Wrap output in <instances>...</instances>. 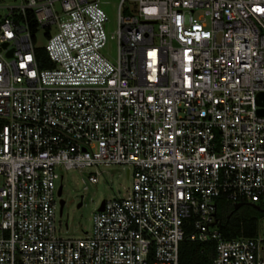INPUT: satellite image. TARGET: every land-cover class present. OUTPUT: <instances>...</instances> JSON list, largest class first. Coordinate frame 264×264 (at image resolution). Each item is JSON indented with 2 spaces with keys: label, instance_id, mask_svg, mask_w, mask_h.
<instances>
[{
  "label": "built area",
  "instance_id": "2783aa9c",
  "mask_svg": "<svg viewBox=\"0 0 264 264\" xmlns=\"http://www.w3.org/2000/svg\"><path fill=\"white\" fill-rule=\"evenodd\" d=\"M59 1L0 24V264H179L186 239L264 264V237L228 239L216 216L220 199L264 208V0H121L115 61L100 2ZM111 165L132 190L59 237L58 169Z\"/></svg>",
  "mask_w": 264,
  "mask_h": 264
},
{
  "label": "rangeland",
  "instance_id": "374dc122",
  "mask_svg": "<svg viewBox=\"0 0 264 264\" xmlns=\"http://www.w3.org/2000/svg\"><path fill=\"white\" fill-rule=\"evenodd\" d=\"M55 7L60 10V1L57 0ZM102 8L107 13L110 23L106 26L108 34V43L104 54L111 60L117 58L118 45L116 39H111L117 31L118 7L121 0H98ZM21 0H0V24L7 17H11L10 7H16ZM132 4L125 5L124 14L128 8L132 9ZM46 45L44 32L40 31L37 35L36 46L43 48ZM128 167L111 165L99 166L83 170L66 171L58 169L63 179L58 180L56 187L59 189L63 186V193L58 199V210L55 218L56 233L64 239H82L91 234L93 229V218L95 213L100 209L105 201H111L118 198L126 197L132 190L133 179L128 175ZM90 176H97L98 183L92 184ZM65 201L63 213L61 215L60 201ZM81 204L80 207H78ZM224 206H233L232 203L224 202ZM254 211H252L251 209ZM264 210V208H263ZM239 215L245 218H255L256 236L264 237V211H258L252 206H243ZM243 216V217H244ZM255 236V237H256Z\"/></svg>",
  "mask_w": 264,
  "mask_h": 264
},
{
  "label": "trees",
  "instance_id": "16d2710c",
  "mask_svg": "<svg viewBox=\"0 0 264 264\" xmlns=\"http://www.w3.org/2000/svg\"><path fill=\"white\" fill-rule=\"evenodd\" d=\"M28 19L32 33L35 35L37 32L36 21L33 14L30 12L28 14ZM36 54L41 62V67H45L47 55L44 49H37ZM224 202H226L224 199L217 201L216 213L222 234L228 239L239 237L254 238L257 234V220L255 218H245L246 216L239 215V212L243 207L235 211L234 206H224ZM244 206L249 205L245 204ZM251 210L254 211L253 209ZM228 216H230L229 219ZM214 253L215 245L213 243L197 244L186 239L180 245L179 264H212Z\"/></svg>",
  "mask_w": 264,
  "mask_h": 264
},
{
  "label": "water",
  "instance_id": "95a60500",
  "mask_svg": "<svg viewBox=\"0 0 264 264\" xmlns=\"http://www.w3.org/2000/svg\"><path fill=\"white\" fill-rule=\"evenodd\" d=\"M7 47V44L3 45V48H6ZM13 56V50H11L9 53H8V57H12ZM258 102L259 104L264 107V94H260L259 97H258ZM261 114L263 115L264 114V110L261 111ZM62 193H63V186H61L59 188V192H58V195L59 196H62ZM60 205H61V214L63 213V208H64V205H65V201H61L60 202ZM103 205H104V202L102 203L101 207H100V210H103ZM81 204L78 206L80 207ZM244 206V204H236L234 205V210L237 211L239 210L240 208H242ZM252 206L254 209L258 210V211H264L262 210L259 206H255V205H250Z\"/></svg>",
  "mask_w": 264,
  "mask_h": 264
},
{
  "label": "flooded vegetation",
  "instance_id": "af4514ba",
  "mask_svg": "<svg viewBox=\"0 0 264 264\" xmlns=\"http://www.w3.org/2000/svg\"><path fill=\"white\" fill-rule=\"evenodd\" d=\"M230 218V216H228V219Z\"/></svg>",
  "mask_w": 264,
  "mask_h": 264
}]
</instances>
